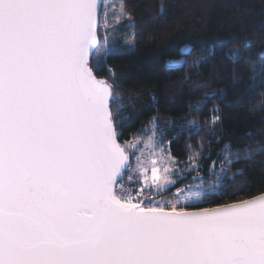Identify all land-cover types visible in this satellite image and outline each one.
Segmentation results:
<instances>
[{
  "label": "snow or ice",
  "instance_id": "6c2138e0",
  "mask_svg": "<svg viewBox=\"0 0 264 264\" xmlns=\"http://www.w3.org/2000/svg\"><path fill=\"white\" fill-rule=\"evenodd\" d=\"M125 20L126 0H0V264H264V195L196 202L240 194L220 179L239 156L228 149L219 172L212 161L202 191L161 201L177 184L171 153L154 131L121 143L118 97L96 72Z\"/></svg>",
  "mask_w": 264,
  "mask_h": 264
},
{
  "label": "trees",
  "instance_id": "16d2710c",
  "mask_svg": "<svg viewBox=\"0 0 264 264\" xmlns=\"http://www.w3.org/2000/svg\"><path fill=\"white\" fill-rule=\"evenodd\" d=\"M126 8L134 48L108 58L96 75L108 80L118 97L121 143L145 137L152 125L175 159L177 184L155 199L170 200L177 188L196 184L203 189L212 161L219 172L228 149L240 159L220 179L223 190L240 194L207 195L210 202L200 201L201 207L264 194V0H126ZM193 155L199 172L191 170Z\"/></svg>",
  "mask_w": 264,
  "mask_h": 264
},
{
  "label": "rangeland",
  "instance_id": "374dc122",
  "mask_svg": "<svg viewBox=\"0 0 264 264\" xmlns=\"http://www.w3.org/2000/svg\"><path fill=\"white\" fill-rule=\"evenodd\" d=\"M114 2V0H103L104 4H112ZM115 3H119V0H115ZM103 12V10H102ZM109 19H111V16H109ZM131 26V27H129ZM117 28L120 29L119 32L114 34V38H116L119 42L115 45L116 49L119 50L118 54L124 53V52H129L132 51L134 48V40L128 41L126 40V35L128 31L134 32V25L133 22L131 20H125L123 22V25H117ZM105 30L103 27L100 28V35H101V46L103 45V36H104ZM153 131L155 132L154 126H150V128L148 129V134L145 137L142 138H146L149 135H152ZM153 143L156 144L158 147L156 148V151L159 152L160 148L165 149V153L164 155L167 156V154L169 153L168 151V147H167V143L163 142L160 138H158L156 136V132L153 138ZM139 148H144L145 153H147L150 148L145 147V145L143 143H141L140 145H138ZM131 151V150H130ZM136 155H140V153L137 151ZM131 162L133 164V166H135L136 164V160H135V156H133L131 158ZM191 189L193 192H197V191H202V187L200 185H194L193 187L189 188ZM186 191L188 189H185ZM157 200H163V199H157ZM171 200V199H170ZM193 200L195 201V197H193ZM197 203H199L200 201H196Z\"/></svg>",
  "mask_w": 264,
  "mask_h": 264
},
{
  "label": "water",
  "instance_id": "95a60500",
  "mask_svg": "<svg viewBox=\"0 0 264 264\" xmlns=\"http://www.w3.org/2000/svg\"><path fill=\"white\" fill-rule=\"evenodd\" d=\"M114 91V90H113ZM261 195H264V194H261ZM261 195H259V196H261ZM259 196H256V197H259ZM256 197H254V198H256ZM251 199H253V198H251ZM250 200V199H249ZM215 207H218V206H215ZM215 207H211V208H215ZM190 210H194V209H190Z\"/></svg>",
  "mask_w": 264,
  "mask_h": 264
},
{
  "label": "built area",
  "instance_id": "2783aa9c",
  "mask_svg": "<svg viewBox=\"0 0 264 264\" xmlns=\"http://www.w3.org/2000/svg\"><path fill=\"white\" fill-rule=\"evenodd\" d=\"M166 200V199H165ZM161 201H164V200H161Z\"/></svg>",
  "mask_w": 264,
  "mask_h": 264
}]
</instances>
